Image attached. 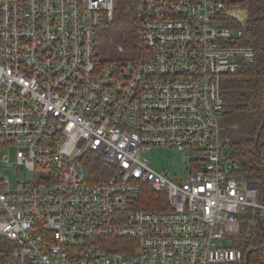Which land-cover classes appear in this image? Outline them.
Wrapping results in <instances>:
<instances>
[{
    "label": "built area",
    "instance_id": "built-area-1",
    "mask_svg": "<svg viewBox=\"0 0 264 264\" xmlns=\"http://www.w3.org/2000/svg\"><path fill=\"white\" fill-rule=\"evenodd\" d=\"M130 1L139 49L110 54L117 0H0V264H250L242 232L264 264V187L231 175L221 124L222 76L255 58L237 7Z\"/></svg>",
    "mask_w": 264,
    "mask_h": 264
},
{
    "label": "trees",
    "instance_id": "trees-1",
    "mask_svg": "<svg viewBox=\"0 0 264 264\" xmlns=\"http://www.w3.org/2000/svg\"><path fill=\"white\" fill-rule=\"evenodd\" d=\"M225 1L237 7L227 23L243 30L239 43L255 50L252 62L242 63L237 73L222 76L224 110L221 124L228 138L226 156L232 176L241 181H260L264 187V0ZM128 2L127 9H120L117 4L113 20L105 23L99 41L106 53L116 54L117 50L129 53L139 49L137 15L132 1ZM83 160L93 177H106L109 168L101 156L88 153ZM157 194L165 195L152 190L147 197L150 199ZM244 234L238 235L239 246L253 248L249 263L262 264L261 242L254 237L245 239ZM8 243L0 237V250Z\"/></svg>",
    "mask_w": 264,
    "mask_h": 264
},
{
    "label": "rangeland",
    "instance_id": "rangeland-1",
    "mask_svg": "<svg viewBox=\"0 0 264 264\" xmlns=\"http://www.w3.org/2000/svg\"><path fill=\"white\" fill-rule=\"evenodd\" d=\"M118 8L127 9L128 0H117ZM240 10V9H239ZM150 160L151 165L157 171H163L167 168H170L172 173H177L181 170L182 164H185V156L184 153L178 152L173 149H164L163 151H159V149H154L151 152H147L145 154ZM181 164V166H180ZM9 174L15 178V171L13 169L9 170ZM223 245L228 244L227 239L222 240Z\"/></svg>",
    "mask_w": 264,
    "mask_h": 264
},
{
    "label": "water",
    "instance_id": "water-1",
    "mask_svg": "<svg viewBox=\"0 0 264 264\" xmlns=\"http://www.w3.org/2000/svg\"><path fill=\"white\" fill-rule=\"evenodd\" d=\"M252 249H253V248H252ZM252 249H250V251H252ZM250 251H249V252H250Z\"/></svg>",
    "mask_w": 264,
    "mask_h": 264
}]
</instances>
